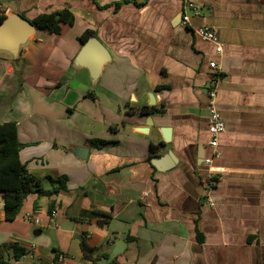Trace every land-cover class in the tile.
<instances>
[{
    "label": "crops",
    "instance_id": "crops-1",
    "mask_svg": "<svg viewBox=\"0 0 264 264\" xmlns=\"http://www.w3.org/2000/svg\"><path fill=\"white\" fill-rule=\"evenodd\" d=\"M183 1L0 0L3 15L31 20L67 9L73 18L58 35L35 32L21 48L19 74L0 53V124H16L20 163L37 178L67 177L57 196L28 195L12 222L3 220L0 191V245L27 250L11 264H90L81 241L118 264H264V0H187L197 12ZM200 26L214 32L219 54L197 36ZM86 31L111 58L94 84L73 65ZM214 77L225 128L218 157L205 165ZM141 108H153L151 127ZM93 139L108 144L96 148ZM75 147L88 149L86 160ZM151 158H160L158 169ZM92 209L111 217L102 226L81 220ZM117 240L125 246L111 258Z\"/></svg>",
    "mask_w": 264,
    "mask_h": 264
},
{
    "label": "trees",
    "instance_id": "trees-1",
    "mask_svg": "<svg viewBox=\"0 0 264 264\" xmlns=\"http://www.w3.org/2000/svg\"><path fill=\"white\" fill-rule=\"evenodd\" d=\"M119 4H116V8ZM4 15L0 13V23L4 20ZM38 31L48 33L50 35H58L60 32V25L73 23L71 13L67 9L51 13H42L35 18L28 20ZM94 32L86 31L80 37V43L83 44L88 37L92 36ZM21 61L16 69L19 74L21 71ZM21 80L19 79V84ZM86 96L94 99L92 93H87ZM153 108H141L138 113L141 115L150 114ZM130 112H128L129 114ZM124 124V123H123ZM122 124V125H123ZM111 129V128H110ZM108 143L101 139L90 140V145L96 148L103 147ZM22 145L17 140L16 124L14 122H7L0 124V191L2 192L3 203V220L12 222L18 215L23 201L28 195H36L37 198L57 196L60 192L67 190V177L58 176L52 178L46 176L44 178H37L27 173L24 165L19 161L18 154ZM158 146H149L148 155H154ZM47 185V186H45ZM34 209H37V202L33 204ZM54 210L53 202H50L47 211L50 214ZM110 214L96 209L84 211L81 220L90 221L95 220L96 224L102 226L110 219ZM198 240H201V235L198 234ZM80 254L83 260L90 264H99L100 261H105V264H118L115 259H110L108 254L96 255L94 249L87 246L84 241L79 244ZM27 250L20 247L16 243H8L0 245V264H11L10 261H19ZM59 256V255H58ZM58 259V258H56Z\"/></svg>",
    "mask_w": 264,
    "mask_h": 264
},
{
    "label": "water",
    "instance_id": "water-1",
    "mask_svg": "<svg viewBox=\"0 0 264 264\" xmlns=\"http://www.w3.org/2000/svg\"><path fill=\"white\" fill-rule=\"evenodd\" d=\"M4 20L0 23V53L7 54L14 63V67L17 69L20 62V51L29 41L33 38L37 29L25 18L18 14L7 12L4 15ZM111 60L108 50L104 45L94 36H90L82 44L79 52L74 58L73 65L76 68H83L88 72L90 81L94 84L100 77L102 68ZM152 94L150 98H152ZM156 96V93L154 94ZM153 102H149L151 106ZM147 115V114H144ZM145 126L151 127L152 122L150 116H145ZM140 133H146V128H136ZM159 132L162 135L164 143H168L169 140L164 137L165 134H169V128H161ZM158 148L164 145L158 144ZM73 154L81 161L87 159L88 149L84 147L73 148ZM150 163L156 169H158L160 158H151ZM125 246L124 242L117 240L114 248L110 254L111 258H115L122 253V248Z\"/></svg>",
    "mask_w": 264,
    "mask_h": 264
},
{
    "label": "built area",
    "instance_id": "built-area-1",
    "mask_svg": "<svg viewBox=\"0 0 264 264\" xmlns=\"http://www.w3.org/2000/svg\"><path fill=\"white\" fill-rule=\"evenodd\" d=\"M184 7L191 9L193 12L196 11V7L188 2L187 0L183 1ZM2 14V13H1ZM189 16L188 15H182L181 16V23L186 26L188 23ZM197 36L201 38L204 41L213 43L215 45V53L219 54L221 52V45L218 44L217 38L214 34V32L206 26H200L195 30ZM209 68L212 70H215V63L211 62L209 63ZM219 81V77L211 78L208 81L207 89H206V95L208 97V103H207V133L209 136L207 147L210 150V155L208 157H205L203 159V163L205 165L211 164L212 160L218 157L217 152V146H218V136L223 133L224 131V122L222 121V118L220 116V113L217 111L214 105V99L216 96V90H217V84ZM212 179V178H209ZM209 187H211V182L209 180V185L206 187L205 191H208ZM56 214V210H52L50 214V219H52ZM24 220L26 222H29L30 224L34 226H39L40 221L37 218H34L32 216L26 215L24 217ZM65 259V256L60 254L58 256L59 261H63Z\"/></svg>",
    "mask_w": 264,
    "mask_h": 264
},
{
    "label": "rangeland",
    "instance_id": "rangeland-1",
    "mask_svg": "<svg viewBox=\"0 0 264 264\" xmlns=\"http://www.w3.org/2000/svg\"><path fill=\"white\" fill-rule=\"evenodd\" d=\"M38 34H40V33H38ZM38 36H40V35H38ZM39 38V37H38ZM21 73V72H20ZM22 79V78H21ZM21 86V85H20ZM40 108H42V104L40 105ZM69 115V114H68ZM38 116V115H37ZM35 116V118H38V117H41V116ZM95 130L94 131H98L99 129H101V127L98 125V124H95ZM86 129H87V127H86ZM45 186H47V185H45Z\"/></svg>",
    "mask_w": 264,
    "mask_h": 264
}]
</instances>
